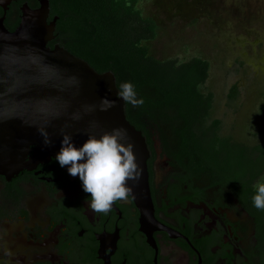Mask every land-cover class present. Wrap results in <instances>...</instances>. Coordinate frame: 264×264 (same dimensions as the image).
<instances>
[{"label": "flooded vegetation", "instance_id": "af4514ba", "mask_svg": "<svg viewBox=\"0 0 264 264\" xmlns=\"http://www.w3.org/2000/svg\"><path fill=\"white\" fill-rule=\"evenodd\" d=\"M25 3L40 6H0L9 30ZM146 141L154 215L146 225L130 195L107 214L92 212L79 177L54 157L0 174V264H264V234L233 190L176 159L155 131Z\"/></svg>", "mask_w": 264, "mask_h": 264}, {"label": "trees", "instance_id": "16d2710c", "mask_svg": "<svg viewBox=\"0 0 264 264\" xmlns=\"http://www.w3.org/2000/svg\"><path fill=\"white\" fill-rule=\"evenodd\" d=\"M49 1L51 18L59 17L56 36L62 46L99 73L112 71L117 86L126 81L135 85L144 104H126L131 124L148 139L155 131L180 162L189 161L195 170L229 186L264 234V211L252 204L253 183L264 172V144L221 136V120L211 118L214 94L203 88L210 62L200 56L177 60L152 55L147 43L156 39L159 26L142 14L138 0Z\"/></svg>", "mask_w": 264, "mask_h": 264}, {"label": "water", "instance_id": "95a60500", "mask_svg": "<svg viewBox=\"0 0 264 264\" xmlns=\"http://www.w3.org/2000/svg\"><path fill=\"white\" fill-rule=\"evenodd\" d=\"M12 1L0 0V6L7 11ZM50 14V1L40 0L38 8L23 5L13 31L5 26L6 15L0 18V174L13 177L55 157L64 133L79 145L89 136L126 129L142 169L138 180L128 181L129 195L146 225L154 219L146 137L128 120L126 104L116 98L112 71L99 73L60 43L49 45L59 19L49 22ZM104 97L116 100L108 111L100 110ZM42 132L52 138L51 146H45Z\"/></svg>", "mask_w": 264, "mask_h": 264}, {"label": "rangeland", "instance_id": "374dc122", "mask_svg": "<svg viewBox=\"0 0 264 264\" xmlns=\"http://www.w3.org/2000/svg\"><path fill=\"white\" fill-rule=\"evenodd\" d=\"M138 8L159 26L152 55L210 62L203 88L214 94L221 136L264 144V0H138Z\"/></svg>", "mask_w": 264, "mask_h": 264}, {"label": "clouds", "instance_id": "9594fccd", "mask_svg": "<svg viewBox=\"0 0 264 264\" xmlns=\"http://www.w3.org/2000/svg\"><path fill=\"white\" fill-rule=\"evenodd\" d=\"M116 98L133 107L144 104L131 81L118 85ZM115 104L116 100L104 97L100 101V110L108 111ZM41 134L45 146H51L52 138L46 132ZM127 141V131L122 128H114L100 137L89 136L79 145L71 134L62 135L54 160L61 168L67 167L71 176L79 177L83 191L90 194L86 204L92 212L109 213L115 202L128 198L131 192L128 181L138 180L142 174L135 145ZM253 188L252 204L257 210L264 211V178Z\"/></svg>", "mask_w": 264, "mask_h": 264}]
</instances>
